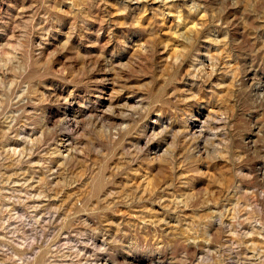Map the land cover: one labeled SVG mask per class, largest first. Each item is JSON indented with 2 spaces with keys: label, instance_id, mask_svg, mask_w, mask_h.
I'll use <instances>...</instances> for the list:
<instances>
[{
  "label": "rangeland",
  "instance_id": "1",
  "mask_svg": "<svg viewBox=\"0 0 264 264\" xmlns=\"http://www.w3.org/2000/svg\"><path fill=\"white\" fill-rule=\"evenodd\" d=\"M0 264H264V0H0Z\"/></svg>",
  "mask_w": 264,
  "mask_h": 264
}]
</instances>
